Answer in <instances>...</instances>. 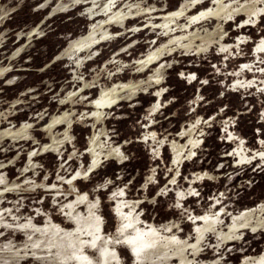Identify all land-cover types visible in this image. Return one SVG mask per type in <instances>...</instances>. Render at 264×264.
Returning <instances> with one entry per match:
<instances>
[{
  "label": "rangeland",
  "instance_id": "374dc122",
  "mask_svg": "<svg viewBox=\"0 0 264 264\" xmlns=\"http://www.w3.org/2000/svg\"><path fill=\"white\" fill-rule=\"evenodd\" d=\"M112 2L0 0V264H264V0Z\"/></svg>",
  "mask_w": 264,
  "mask_h": 264
},
{
  "label": "flooded vegetation",
  "instance_id": "af4514ba",
  "mask_svg": "<svg viewBox=\"0 0 264 264\" xmlns=\"http://www.w3.org/2000/svg\"><path fill=\"white\" fill-rule=\"evenodd\" d=\"M117 0H113V2L112 3H109L108 4V6H107V8L103 11L104 13H112L111 11L115 8V6L117 5L115 2H116ZM218 4H220V3H218ZM221 10L222 9H220V8H216L215 10L214 9H212V10H208L207 12H203V13H210V15H214L215 17L217 16V15H219L220 14V12H221ZM97 13V14H96ZM180 13H182V12H176V13H173V14H171V15H169V16H171V18H179V17H181L182 15L180 14ZM90 14L92 15V18H95L96 16H98V12H95V8H93L92 10H90ZM116 14H122V12H120V13H116ZM120 15H117V16H114L113 18H119L120 17ZM198 19H202V18H200V17H197L195 20L197 21ZM85 45V44H84ZM81 46H83V44H77L76 45V47H81ZM154 57H152V56H150V59H149V63H151L153 60ZM116 99H114L113 98V96L110 94V93H104L102 96H101V98H99V100H98V102H97V104H96V106L98 107V108H100V107H102V109H104V108H107V107H111V106H113V104L116 102L115 101Z\"/></svg>",
  "mask_w": 264,
  "mask_h": 264
},
{
  "label": "bare ground",
  "instance_id": "6f19581e",
  "mask_svg": "<svg viewBox=\"0 0 264 264\" xmlns=\"http://www.w3.org/2000/svg\"><path fill=\"white\" fill-rule=\"evenodd\" d=\"M205 12H207V11H205ZM201 13H202V12H201ZM100 14H101V13H100ZM207 15L209 16L210 13H203V14H202V16H205V17H206ZM199 16H200V15H199ZM199 16H198V17H199ZM202 16H200V18H202ZM196 18H197V17H196ZM87 46H88V45H87ZM85 47H86V45H84V44H83V46H81V47H79V48L75 46V48H77V49L85 48ZM80 51H82V50H80ZM153 59H156V58H153ZM153 59H152V60H153ZM153 61H154V60H153ZM153 61H152V62H153Z\"/></svg>",
  "mask_w": 264,
  "mask_h": 264
}]
</instances>
